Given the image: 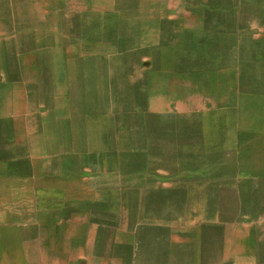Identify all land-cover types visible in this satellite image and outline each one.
Returning a JSON list of instances; mask_svg holds the SVG:
<instances>
[{"label":"crops","instance_id":"obj_1","mask_svg":"<svg viewBox=\"0 0 264 264\" xmlns=\"http://www.w3.org/2000/svg\"><path fill=\"white\" fill-rule=\"evenodd\" d=\"M22 4L0 0V36H39L0 66V264H264V127L235 91L264 0Z\"/></svg>","mask_w":264,"mask_h":264},{"label":"rangeland","instance_id":"obj_2","mask_svg":"<svg viewBox=\"0 0 264 264\" xmlns=\"http://www.w3.org/2000/svg\"><path fill=\"white\" fill-rule=\"evenodd\" d=\"M43 2L48 0H42ZM11 2V15L18 13L20 10L24 9L26 12L30 11V14L33 15L35 12L33 6H23V0H10ZM23 7V8H22ZM43 14H52L54 11L50 7L41 8ZM75 10L76 8H71ZM53 11V12H52ZM53 15V14H52ZM32 27L35 25L30 23ZM2 23L0 24V29ZM28 25V24H27ZM5 26V24H4ZM12 30L13 24H10ZM16 26V24H15ZM37 26V24H36ZM3 29H6L3 27ZM28 30V29H27ZM253 33L259 34V29L257 27L252 28ZM39 36H0V66L9 70V75H14L18 70L23 69L26 65H33V53L35 46H37V41ZM63 41H58L62 44H73L81 43L83 38L86 36H62ZM97 39H91L90 43L93 45L97 44ZM42 43H46L42 41ZM41 43V44H42ZM250 62H249V86L248 88L235 89L236 93H242L243 98L248 96L249 98L243 99V105L238 104V111L243 108L240 112H248L250 115V123L254 124L259 129L264 127V36H260L259 40L255 43L250 42ZM258 117L257 120L253 118ZM243 123V122H242Z\"/></svg>","mask_w":264,"mask_h":264}]
</instances>
